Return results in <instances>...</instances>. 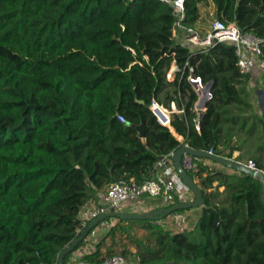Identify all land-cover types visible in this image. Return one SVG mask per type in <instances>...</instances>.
Here are the masks:
<instances>
[{
	"label": "trees",
	"instance_id": "1",
	"mask_svg": "<svg viewBox=\"0 0 264 264\" xmlns=\"http://www.w3.org/2000/svg\"><path fill=\"white\" fill-rule=\"evenodd\" d=\"M207 3L215 20L264 38V0H185L182 25L193 28ZM175 23L160 0H0V264H58L76 240L87 201L113 182L142 184L185 144L228 159L242 149L232 144L238 133L256 132L264 144V119L253 111L249 76L239 73L234 48L181 45ZM172 63L177 70L168 82ZM188 66L213 96L199 131ZM152 100L182 111L169 121L182 141L158 124ZM201 160L188 173L203 199L192 229L115 219L80 260L114 255L106 240L124 232L136 252L124 248L121 255L132 264H264L260 182ZM250 160L264 172L261 160ZM133 226L146 237H132Z\"/></svg>",
	"mask_w": 264,
	"mask_h": 264
},
{
	"label": "built area",
	"instance_id": "2",
	"mask_svg": "<svg viewBox=\"0 0 264 264\" xmlns=\"http://www.w3.org/2000/svg\"><path fill=\"white\" fill-rule=\"evenodd\" d=\"M160 1L169 4L173 9V14L176 17L174 34L178 38L177 42H179V44L191 45L200 49H208L217 43H228L234 48V53L237 58L236 65L239 73L241 75L250 76L253 74V71L257 70L260 77H262L264 74V38H258L248 32H242L234 23L225 24L218 20H215L211 24L210 29L202 36L200 33L195 32L194 28L182 25V21L184 20L183 3L185 0ZM177 31H181L183 34L178 36ZM186 80L197 95V100L193 104V111L200 114L195 122V129L199 130L201 113L205 111L206 103L213 97L210 90L211 87L210 84H202L201 81L193 75V68L190 66H188ZM149 109L158 124L168 128L171 112L169 113L163 106L154 100H152ZM180 113H182V111H180ZM118 119L121 122H125L122 116H118ZM185 146L188 145L185 144ZM208 153L213 154L212 151H208ZM171 157L172 153L162 157L156 163L155 173L142 184H138L134 179L113 182L102 192L97 193L93 198L87 201L77 215L79 223L75 230L76 239L92 221L106 214L146 213L143 198L156 200L163 208L175 205L176 203H186L191 193L175 171ZM197 159L198 158L188 154H184L181 158L183 169L187 173L195 172ZM230 159L245 165L249 169L258 170L255 162L252 160L240 162L235 157ZM112 219L113 218H109L98 222L92 231L102 232L109 230L112 226L110 221ZM156 222H158L164 230L171 232H180L194 227L191 224L190 215L187 211H176L165 219ZM72 264L132 263L122 255H112L105 257L99 263H89L80 259H75L72 261Z\"/></svg>",
	"mask_w": 264,
	"mask_h": 264
},
{
	"label": "water",
	"instance_id": "3",
	"mask_svg": "<svg viewBox=\"0 0 264 264\" xmlns=\"http://www.w3.org/2000/svg\"><path fill=\"white\" fill-rule=\"evenodd\" d=\"M258 99L259 106L264 115V93L262 90L258 91ZM136 129L139 131V136L142 137V129L140 126H137ZM184 154H188L192 157L198 159H206L211 162H214L218 165L226 167L228 169L234 170L237 174H245L253 179H256L260 182L261 185V201L264 205V172L261 170H252L247 168L245 165L238 163L232 159L224 158L221 156H217L214 154H210L206 151L194 150L189 146H181L175 152L172 153V163L177 172L178 176L182 180V182L186 185V187L190 190V192L194 195V201L187 203H179L175 205H171L166 208H161L158 210L146 212L143 214H128V213H109L104 216L99 217L98 219L92 221L88 227L84 230V232L75 240L73 243L68 245L63 253L58 258V264H64V258L66 255L74 251L79 244L87 238V236L91 233L94 227L98 222L103 221L109 218H115L123 221H131V220H151V221H160L171 215L176 211H187L190 209H196L202 206L203 199L200 188L197 186L196 182L190 177V175L183 169L181 165V158ZM135 262L136 259H133ZM158 264V263H152ZM164 264H175V262H168Z\"/></svg>",
	"mask_w": 264,
	"mask_h": 264
},
{
	"label": "crops",
	"instance_id": "4",
	"mask_svg": "<svg viewBox=\"0 0 264 264\" xmlns=\"http://www.w3.org/2000/svg\"><path fill=\"white\" fill-rule=\"evenodd\" d=\"M213 9L214 8L211 5L212 12H213ZM180 32L181 31H177V35L178 36H181V33L183 34V32H181V33ZM202 36H204V35H202ZM174 39L177 42V39L178 38L176 37V35L174 36ZM177 43H179V42H177ZM176 70H177V68H176L175 64L172 63L171 66H170V69H169L168 73L166 74V80L168 82H172L173 81ZM247 89L249 91H251V94L253 93L251 95V103H252V106H253V111L255 112V114H256L257 117H262L264 119V115H263V113L261 111V108L259 106V99H258V94H257L259 90H262L263 93H264V89H263V85H262V77H260L259 72L257 70L253 71V74H251L249 76V81H248ZM205 108H206V106H205ZM170 111H171V114H173V113L180 114V111H178L176 109V106H175L174 103L171 104ZM195 114H196L197 118L200 115V114H197L196 112H195ZM202 114L203 113H201V116H202ZM167 127L170 129L169 131L172 132L171 134L174 135V137L178 141H182L183 140L182 137H179V136L175 135L174 131L171 129V127L169 126V124H168ZM196 131H199V130H196ZM256 136H257V133L256 132H254L252 134H248V135L247 134L242 135V133L241 134L238 133L233 138L232 144H235L237 146H241L242 149L240 151H234L233 154H232V156H231V158L235 157L236 159H239V157L241 155L243 161H240L239 160L240 162H244L246 160H250V154H252V152H254L255 146L258 144V141H257ZM227 152H228V149L225 150V153H227ZM237 153H239V154H237ZM258 154H260V151H258ZM244 156H246L247 158L244 159ZM252 157L255 158L254 156H252ZM255 159H259V158H255ZM200 163L202 165L207 166V167H210V168H214V169L222 170V171L224 170V169H222L220 167L221 165H218L216 163L213 164L214 162H211V161L206 160V159H202L200 161ZM261 164L264 165V162L262 160H261ZM230 170L231 169H229L228 171L226 170V171L227 172H231ZM194 181L196 182V184H198V182H197L198 180H194ZM197 186L199 187V185H197ZM223 190H224L223 187L219 188V192L220 193L223 192ZM208 192H210V190ZM97 193H99V192H97ZM192 201H194V195L191 193V195L188 197V201L187 202H192ZM143 204L145 205L146 212H150V211H154V210H158V209L163 208V206H161L158 201L153 200V199L143 198ZM176 204H179V203H176ZM187 212L190 215L191 224L193 226H195V224L197 223V220H198V218L200 216L201 207L196 208L195 210H193V209L187 210ZM110 221H111V225L115 224V222H116L115 221V218H113ZM190 229H192V228H190ZM190 229H188V230H190ZM109 230H105V231H102V232H100V231H92L91 234H89L87 236L86 243L81 248H79L77 251H75L74 253H72L70 255L69 260L67 261V263L68 264H72V261L73 260L80 259L83 255H85L87 253L93 252L95 250V248H96V245L102 240V238L104 237V235ZM106 243L108 244V239L106 240Z\"/></svg>",
	"mask_w": 264,
	"mask_h": 264
},
{
	"label": "rangeland",
	"instance_id": "5",
	"mask_svg": "<svg viewBox=\"0 0 264 264\" xmlns=\"http://www.w3.org/2000/svg\"><path fill=\"white\" fill-rule=\"evenodd\" d=\"M200 19L199 21L194 25V31L197 33H200L201 35H204L211 27V24L215 21V19L212 17V10L211 6L207 4H201L200 6ZM181 33V32H180ZM182 34V33H181ZM165 109V108H164ZM169 113L170 110L166 109ZM171 116V114H170ZM257 151H256V150ZM254 152L250 154V156H254L255 158H259L264 162V144L262 142L258 141V145L255 146ZM258 150L260 151V154H258ZM247 158L244 156V159ZM198 182V181H197ZM191 210V209H190ZM195 210V209H193ZM132 234V237H135L137 239H144L146 237V232L142 229L137 228L136 226H133L132 229L127 230ZM109 249L113 250L114 255H121V252L124 248L130 249L132 252H136V246L134 245L133 241L127 238V233H116L115 240L112 244H110L108 240Z\"/></svg>",
	"mask_w": 264,
	"mask_h": 264
}]
</instances>
